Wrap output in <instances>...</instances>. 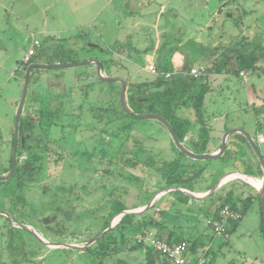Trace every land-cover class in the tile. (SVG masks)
Instances as JSON below:
<instances>
[{
	"label": "rangeland",
	"instance_id": "rangeland-1",
	"mask_svg": "<svg viewBox=\"0 0 264 264\" xmlns=\"http://www.w3.org/2000/svg\"><path fill=\"white\" fill-rule=\"evenodd\" d=\"M10 2L13 4L12 0ZM10 2L5 0L7 4ZM46 28H62V31L50 33L45 31ZM246 35L251 40L264 37V0H31V5L18 13L0 7V64L11 66L7 73L0 68V173L10 166L14 154L16 118L26 75L21 64L34 39L41 41V49L45 53L49 46L60 45L56 56L44 54L33 57L42 60L43 64H56L57 57L63 64L85 62L91 59L87 57L93 53L103 58L101 51L108 49V46L115 50L124 47L127 52L134 54V65L130 64L129 68L140 71L139 79L142 80L153 79L151 74L143 70L149 63L150 55L154 57L156 65V61L164 60L180 66L191 60L195 53L200 54L201 48L210 44L219 48L228 46ZM73 38H78L76 43ZM84 43L85 47L81 51L73 50L76 45ZM156 45L159 50L154 52ZM55 71L63 75V91L49 88L44 82L41 85L35 83L37 77H41L42 81L43 72ZM88 71L95 72L96 64L45 68L41 73H31L23 108L24 114L27 111L36 113L40 109L45 111L42 124L37 127V134L42 136L32 139L33 142L39 143V138L44 137L45 140L64 145L70 152L58 165L47 162L40 173V181L25 183L23 190L29 202L28 208H37L36 213L39 214L49 210L51 207L48 205L46 208L42 206L47 201L40 198L41 189L51 191L57 188V202L53 208L62 207L59 210L61 220H65L63 214L67 213L76 217L73 222L64 221L67 227L65 235L67 243L75 244L80 249L89 245L85 240L90 233L100 232V216L108 212L112 199L139 205L131 209L145 208L151 202L145 205L143 201L148 193L145 182L152 184L158 181V174L151 167L142 163L135 168L130 167L126 161L131 154L115 155L113 159L117 166H111L107 159L100 160V155L93 154L94 148L98 146L94 134L99 131L94 127L91 107H108L111 93L108 83L101 82L98 74L93 81H87ZM211 77L214 86L206 98V117L211 125V134H220L222 125L232 118L243 122L251 132L256 126V116L250 104L257 101V95L264 96V61L257 73L248 75L244 82L232 75ZM86 83L89 84L88 92L83 89ZM180 114L192 120L195 118L190 109H182ZM134 122L139 131L137 137L142 138L143 143L161 147L158 151L160 159L173 156L171 150L166 148L173 145L171 134L160 120L148 117L134 119ZM118 142L114 140L113 143ZM124 148L132 151L133 142L130 140ZM26 157L27 153L24 152L20 157L21 164L27 163ZM183 158L204 165V176L215 177L216 180L235 169L227 167L214 172L215 167L221 166L220 157L202 159L186 154ZM130 173L137 175L139 180L129 179ZM71 185L76 187L73 193L59 189ZM4 187L5 184L0 183V196H3ZM257 203L259 205V201ZM7 208L8 200L0 197V213L8 215L3 212ZM154 211H157V207ZM29 222L42 230L33 220ZM27 226L35 230L32 225ZM203 229L202 238L211 247L208 254L210 264L264 262V220L259 206H252L238 221L235 229L228 233L216 234L212 227ZM116 258L128 264H141L144 251H123ZM78 263L84 264L82 260Z\"/></svg>",
	"mask_w": 264,
	"mask_h": 264
},
{
	"label": "trees",
	"instance_id": "trees-1",
	"mask_svg": "<svg viewBox=\"0 0 264 264\" xmlns=\"http://www.w3.org/2000/svg\"><path fill=\"white\" fill-rule=\"evenodd\" d=\"M74 52L76 53V51ZM34 60L38 61V59ZM100 61L102 68H105L111 62L104 59H100ZM113 61L116 62V60ZM263 61L264 37L251 40L247 35L241 36L228 46L221 48L210 44V46L201 48L200 54L195 53L191 60L185 61L180 66L164 62V60L159 61L157 65L159 73L154 74L153 79L132 83L127 82L126 103L134 114L155 113L166 118L179 140L183 142L189 136L192 128L197 127V136L191 138L193 150L196 153H211L213 150L210 147V143L215 136L211 134L212 129L206 117V98L214 86L211 76L225 74L241 78L242 71H247L248 75L251 76L257 73ZM193 66H204L205 72L200 76L191 75L189 70ZM26 69L22 70L26 71ZM43 69L45 68L39 66L32 67L29 80L31 73L36 71L41 73ZM166 72H172L171 76L166 77ZM40 78H36V84L41 85L43 81ZM99 80L105 82L101 79ZM106 83H108L107 86L111 93L110 104L108 107L102 106L98 108V106L94 105L91 107L93 108L91 113L95 123L94 127L99 131L98 134H94L98 141V146L96 149L94 148L93 154L100 155V160L107 159L111 166L112 164L117 166L113 159L117 155L131 154L132 156L126 161L130 167L135 168L142 163L154 169L160 175V181L152 184L145 182L146 188L148 187V193L143 198L145 205L163 188L180 187L193 190V184L204 177L206 167L201 166L199 170H194L193 166L196 163L190 164L183 161V156L186 153L176 145L172 136L171 143L173 145L166 148L171 150L173 156L169 159H160L158 151L161 150V147L158 148V145H146L143 143L142 138L137 137L139 131L135 128L134 119L140 118L127 113L123 108L120 101L121 83ZM250 106L256 116L257 132L264 135V96L257 95V101L251 102ZM182 109L192 110L195 115L194 120L180 114ZM44 113L45 111L42 109L36 111V113L27 112L24 114L22 112L18 127L16 169L14 174L7 180H0L1 184H5L3 196L0 197H5L8 200V208L3 210L8 215L0 213V264H68L69 261L71 264H79V260H82L84 264H128L124 260L117 259L116 256L123 251L135 252L139 249L144 251V261L141 264H175L145 241H138V234L146 235L149 233H153L156 237L169 242H187L190 245L189 255L197 257V253L200 252V255L206 257L205 264H210L208 254L211 247H206L209 243H205L203 240L199 241V238L192 237L191 233L186 234V231L190 228L187 225L188 220L185 219L188 210L185 212L178 208L171 211L161 209L154 211L159 205L158 203L161 202L160 199L168 192L172 193L180 203L186 204L190 208L194 207V203L198 199L179 189L168 191L142 212L125 213L115 226L108 229L95 242L82 249L78 247H50L41 241L33 231L16 225L15 222L24 225L30 224L47 240L55 243H67L68 238L65 235L67 227L64 221L73 222L76 220V217L69 213L63 214L65 215V220H61L60 215L62 214H60L59 210L62 207L53 208L57 202V188L51 189V191L41 189L40 198L47 201V204L42 206L46 208L48 205L51 207L49 210L43 209L44 211L39 214L36 213L37 208H28L29 202H27V196L23 190L25 183L40 181V173L44 171L47 162L51 161L52 164L58 165L70 153L64 145L45 140L44 137L39 138V143L32 141V139L42 136L37 134V127L42 124ZM101 124L102 126L100 127ZM164 126L166 125L164 124ZM28 133H31V142L21 146V136ZM106 136L109 138L108 141ZM235 137L246 144L248 149L258 158L248 138L243 133H236ZM114 140L119 142L114 144ZM130 140L133 142L132 151L124 148ZM255 141L261 147V143L257 139ZM238 144L237 141L229 139L224 153L219 156L220 159L225 161L229 156H233L235 159L231 166L235 168L233 171L256 175L257 172L250 161L240 163L238 155L239 152L244 151V148ZM29 147L30 150H28ZM220 147L218 145V148ZM24 152L30 155L27 164L20 163V156ZM71 153L74 154L73 152ZM82 154L91 155L92 152H82ZM258 161L259 173L262 174L263 169L259 159ZM10 162V166L5 167L0 175L10 172L13 162L12 156ZM242 165L246 166L243 167ZM115 169L117 170L118 168L115 167ZM104 170L109 171L108 169ZM120 175L123 174L120 173ZM128 178L139 180V177L132 173L128 175ZM243 185L245 186V184L235 183L236 188L234 187L224 194L214 211L212 221H223L224 217L221 211L225 205H229L231 209L241 213L240 218H232L227 221L225 233L235 229L238 221L252 207V197L254 196H244V193L239 192V188L242 189ZM75 188V185L66 188L59 187V189L69 193H73ZM208 198L213 200L214 195L210 194ZM256 198L260 202L259 194L256 195ZM138 206L137 203L129 205L120 199H112L108 212L100 216L102 218L100 232L96 234L90 233L85 241L90 242L96 238L110 225L111 219L118 213ZM201 210L203 211L205 208H201ZM204 212L209 215L208 209ZM50 213L53 215L49 216ZM30 220L36 222L42 230L30 223ZM210 227L213 228V224L207 222L206 228ZM45 251L46 253L41 256ZM199 257L191 261L189 260L190 257H188L187 264L196 263Z\"/></svg>",
	"mask_w": 264,
	"mask_h": 264
},
{
	"label": "crops",
	"instance_id": "crops-1",
	"mask_svg": "<svg viewBox=\"0 0 264 264\" xmlns=\"http://www.w3.org/2000/svg\"><path fill=\"white\" fill-rule=\"evenodd\" d=\"M6 1L10 2V0H6ZM12 2H13V4H11V2L7 4V3H5V0H0V7L3 8V10H5V11H8V10L11 9V10H14V11H16L18 13V12H20L21 9H23V8L25 9L26 6L31 5V0H16V2H14L12 0ZM61 29L62 28H58V29H56V28H53V29L46 28L45 31H50V33H55V32L62 31ZM64 30L65 29H63V31ZM52 39H51V41H52ZM72 40L74 41V43H76L78 38H73ZM41 47H42V43L37 48V52H36V54L33 57L43 56L44 54L45 55L56 56L57 53H58L60 45L56 44V45L49 46V48H47L46 53L44 52V50L41 49ZM84 47H85V43H84V45L83 44H81V45L78 44V45H76L75 48H73V50H78V51L80 50L81 51ZM111 49L112 48L111 47L109 48V46H108V49H104V50L101 51L102 55H103V58H101V57H99V55L97 56V55H95L93 53L92 56L91 55L88 56L87 59L88 58L89 59L90 58L91 59L92 58H98L99 60L100 59H102V60L103 59L104 60H110L111 61L110 64L108 63L106 68H102L103 73L105 75H107V76H116V77H119V78H122V79L126 80L127 82H138V81L147 80V79H142V80L139 79V77L141 76L140 71H137V70L133 71L132 69L129 68L130 64L134 65V54L133 53L127 52V50L124 47L118 48L117 50H115V49L111 50ZM157 50H159L158 45L155 46L154 52L157 51ZM153 58L154 57H152V55H150V57L148 58L149 63L153 62ZM32 60H34V58H32ZM113 60H116V62H114ZM124 62L125 63L129 62V64L126 65ZM36 63H43V61L38 59V61L34 60V62H32L31 64H36ZM54 63H56V64H60L61 63L60 60H59V57L56 58ZM149 63H148V65H149ZM156 63L158 65L159 62L156 61ZM88 64L93 65L94 63L92 62V63H88ZM148 65H146L143 70H145L146 72L151 74V77H154V75L151 72L148 71V69H147ZM76 66H78V65H76ZM66 67H69V66H66ZM0 68H2L3 71L7 73L9 71V69L11 68V66H7L6 67V66H4V64H0ZM59 68H64V67H59ZM42 75H43L42 81L44 83H47L49 85V88H53V89H55L58 92L63 91L64 78H63V75H61V73H58V71H55L53 73H49V72H45L44 73L43 72ZM86 76H87L86 78L88 79L87 81H91V80L93 81L94 77L95 78L97 77V72L96 71L95 72L94 71H88L86 73ZM35 78H36V76H35ZM247 78H248V76L246 78L241 77L243 82ZM105 82H107V81H105ZM83 89L87 90L86 92H88L89 84L86 83L85 86L83 87ZM22 112L24 113V111H22ZM27 112L31 113V111H27ZM222 126L223 127L220 128V134L214 135L215 138L210 143V147L212 148L213 152H216L217 150L220 149V148H218V145L221 146V141H222V137H223L222 135H224V133H225V131L227 129H229L231 127H241L243 129H245L254 138V140L257 139L261 143V147L260 148H261V152H262V154L264 156V151H263V148H264V135L257 132L256 126H253V128L251 129V132H250V130L244 125L243 122H238L234 118L228 119L226 121V123L224 125H222ZM212 128H213V126H212ZM196 131H197V127L192 128V130L189 133V136L186 138V140L184 142L182 141L184 146L188 150H190L192 152H195V151L193 150V146H192L193 144H192L191 138L192 137L194 138L195 136H197ZM236 133H241V132H231L227 136L226 143H227V141L229 139H231V140L237 141V143H239L238 145L243 146L244 151L243 152H239V155H238L240 163H243L244 161H250L252 166H253V168H254V170L257 172L256 175H254L255 177L254 176H251V177H254L258 181H261L262 179L260 177H262L263 173L262 174L259 173V163H258L259 162L258 161L259 158H257L255 156V154L252 153L248 149L246 144L240 142L238 140V138L235 137ZM22 139L24 141L23 142L24 144H29L30 140H31V133L23 134ZM234 160L235 159L233 158V156H229V158H227L225 161L221 159L220 160L221 161V166L219 168L215 167L213 169V171L216 172L217 170H219L221 168L231 167ZM183 161H185L186 163H190V164H194L195 163L193 160H189V159L186 160L184 158H183ZM242 166L244 167L246 165H242ZM200 167H201L200 165L194 164L193 169L194 170H199ZM231 172H233V173H231ZM228 173H231V174L240 173V174H242V172H239V171H229V172H227L225 174H228ZM211 174H213V173H211ZM231 174H229V175H231ZM224 175H222V176H224ZM229 175H227V176H229ZM238 177H240V176H238ZM156 179H158V181L156 182V183H158L160 181V175H158ZM218 180H215V177H211V176H206L205 175L204 177L200 178L198 181H196L193 184V187H192L193 190L182 188V189H186V190L192 191V192H194L196 194H201V196H193V197L197 198L198 201H196L194 203L195 205L193 204L194 207H192V208H190L186 204L180 203L177 200V198L172 193H170V192L167 193L166 192L167 194H165L164 197H162L160 199L161 202L158 203L159 205L157 206V209L166 210V211L170 210L171 211V210H175V209L180 208V209H182L185 212L188 210V212H186L185 219L188 220L187 225L190 226V230H188L187 232L191 233L192 237L199 238V241L203 240V238H202L203 237V230H204L203 228L206 227V223L209 222L210 220H212V218L214 217V211L216 210L217 204H219V202L223 198L224 194H226L230 189H232L234 187L236 188L235 183L241 184V185L245 184V186L243 185L242 189L239 188V192L240 193H244V196H247V195L254 196V197H252V199H253L252 206H259L260 211L262 210L261 203L259 202V205H258L257 202L259 200H258V198H256V195L259 194L258 193V189H257V187H260L259 185H257L254 182H251V181H249L250 183L249 182L247 183V182L243 181L240 178H238V179L234 178V179H231L228 182L224 183L222 186L216 187V184H217ZM237 180H240V181H237ZM251 183H253L254 185L251 184ZM170 188H172L171 190L178 189L176 187H170ZM171 190H169V191H171ZM159 191H161V190H159ZM186 194H188V193H186ZM210 194L214 195V199L213 200H210L208 198V196ZM201 208L202 209L205 208V210L202 211ZM206 209L209 210V215H206V213L204 212V211H206ZM206 247H210V245H207ZM199 256H201V255L197 253V257H199ZM197 257L193 256V255H190L189 260L190 261L194 260V258H197Z\"/></svg>",
	"mask_w": 264,
	"mask_h": 264
},
{
	"label": "water",
	"instance_id": "water-1",
	"mask_svg": "<svg viewBox=\"0 0 264 264\" xmlns=\"http://www.w3.org/2000/svg\"><path fill=\"white\" fill-rule=\"evenodd\" d=\"M95 63L96 64V71L98 74V77L103 80V81H107V82H119L121 83V93H120V101L121 104L123 106V108L125 109V111L129 114H132L138 118H148V117H154L160 121H162L166 127L168 128L174 142L176 143V145L182 150L184 151L187 155L193 157V158H202V159H213V158H218L219 156H221L225 149H226V140H227V136L231 133V132H241L243 133L247 138L248 141L250 142V144L252 145L254 151L256 152L262 169H263V174H262V185L261 187H257L258 189V193L260 196V203L262 206V216H263V220H264V156L261 152V149L259 147V145L256 143V141L254 140V138L243 128L241 127H231L229 129H227L222 137V141H221V147L219 150H217L216 152H212V153H195L192 152L190 150H188L183 142L181 140H179V138L177 137L174 129L172 128V126L170 125V123L168 122V120L166 118H164L161 115L155 114V113H142V114H134L131 109L129 108V106L126 103V90H127V81L116 77V76H107L103 73L102 71V64L101 61H99V59L97 58H92L89 61H85V62H70V63H60V64H43V63H36V64H30L27 69H26V75H25V86H24V93L22 95V99H21V103H20V107L18 110V114H17V118H16V141H15V149H14V154H13V162H12V168L10 170V172L6 173L5 175H0V180H7L9 177H11L16 169V165H17V142H18V127H19V121H20V117L24 108V102H25V98L27 95V91H28V87H29V76H30V70L32 67L34 66H39L42 68H59V67H66V66H76V65H81L83 63ZM246 176H254V175H248L245 173H242ZM255 177V176H254ZM221 179V178H220ZM220 179L218 180L216 187L219 186L220 184ZM172 189V188H169ZM186 193H188L189 195L192 196H201V194H196L192 191L186 190V189H182V188H178ZM164 190V189H163ZM157 197V193L154 195V197L152 198L151 202L142 209H127L122 211L121 213L124 215L125 213H138V212H142L145 209H147L148 207H150L151 205H153V203L155 202ZM21 227H25L28 230H31L30 227H28L27 225H23V224H18ZM112 226L109 225L103 232H101L96 238H94L92 241H90L88 244H92L93 242L96 241V239L100 236H102L108 229H110ZM32 231V230H31ZM33 233L44 243H46L48 246L50 247H78L75 244H70V243H55V242H51L49 240H47L45 237H43L39 232H37L36 230L33 231Z\"/></svg>",
	"mask_w": 264,
	"mask_h": 264
},
{
	"label": "built area",
	"instance_id": "built-area-1",
	"mask_svg": "<svg viewBox=\"0 0 264 264\" xmlns=\"http://www.w3.org/2000/svg\"><path fill=\"white\" fill-rule=\"evenodd\" d=\"M41 42L38 39H34V42L32 43L31 47L28 49V51L25 54V57L22 61L21 66L25 69L27 68L30 63L32 62V58L33 56L36 54L37 52V48L40 46ZM148 71L151 72L152 74H158L159 70L157 65L154 62H151L148 67H147ZM205 72V67L204 66H193L190 70H189V74L194 75V76H200L201 74H203ZM172 74V72H166L165 76L166 77H170ZM241 75L246 78L248 76V72L247 71H242ZM233 173V172H231ZM225 174L224 176L221 177L220 179V184L218 187L222 186L224 183L228 182L231 179L234 178H241L238 176H231L230 178H226L224 180V178L231 174ZM243 179V178H241ZM245 180V179H243ZM246 181V180H245ZM249 182V181H247ZM250 183V182H249ZM253 184V183H251ZM254 185V184H253ZM169 188L161 190L157 193V197L156 200L159 199L162 195H164L166 192H168ZM222 216L223 221H217V220H210L209 222L213 224V228L216 234H221V233H225L227 230V221L229 219H238L241 217V213L238 211H235L233 209L230 208L229 205H225L222 208ZM123 214L120 212L117 215H115L111 221H110V225L113 227L115 226L122 218ZM137 239L138 241H145L146 243H148L153 249L157 250L158 252H160L162 255H164L166 258H168L171 262L175 263V264H187L188 263V257L190 254V245L183 241V242H169L165 239H161L156 237L155 235H153V233H149V234H138L137 235ZM206 263V257L204 255H201L198 260L196 261V263L194 264H205ZM264 264V263H261Z\"/></svg>",
	"mask_w": 264,
	"mask_h": 264
},
{
	"label": "bare ground",
	"instance_id": "bare-ground-1",
	"mask_svg": "<svg viewBox=\"0 0 264 264\" xmlns=\"http://www.w3.org/2000/svg\"><path fill=\"white\" fill-rule=\"evenodd\" d=\"M231 176H240V177H242L243 179H245L246 181H251V182L256 183V184L259 185L260 187H261V185H262V180H261V181H258V180H257L256 178H254V177L246 176V175H243V174H240V173H234V174H231V175L225 177L224 180H225L226 178L231 177Z\"/></svg>",
	"mask_w": 264,
	"mask_h": 264
},
{
	"label": "flooded vegetation",
	"instance_id": "flooded-vegetation-1",
	"mask_svg": "<svg viewBox=\"0 0 264 264\" xmlns=\"http://www.w3.org/2000/svg\"><path fill=\"white\" fill-rule=\"evenodd\" d=\"M23 136V135H22ZM22 136H21V138H20V141H21V146L22 145H24V141H23V139H22ZM17 146H18V142H17ZM28 150H30V147H29V149ZM30 155L27 153V157H26V161H28V159H30V157H29ZM21 157V156H20ZM27 164V163H26Z\"/></svg>",
	"mask_w": 264,
	"mask_h": 264
}]
</instances>
